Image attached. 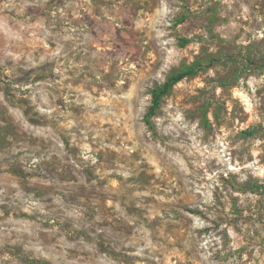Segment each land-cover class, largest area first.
Listing matches in <instances>:
<instances>
[{
	"label": "rangeland",
	"instance_id": "1",
	"mask_svg": "<svg viewBox=\"0 0 264 264\" xmlns=\"http://www.w3.org/2000/svg\"><path fill=\"white\" fill-rule=\"evenodd\" d=\"M0 264H264V0H0Z\"/></svg>",
	"mask_w": 264,
	"mask_h": 264
},
{
	"label": "trees",
	"instance_id": "2",
	"mask_svg": "<svg viewBox=\"0 0 264 264\" xmlns=\"http://www.w3.org/2000/svg\"><path fill=\"white\" fill-rule=\"evenodd\" d=\"M202 65L196 61L190 65H186L181 71L172 74L164 83L156 86L152 90L151 106L145 116V121L150 124L151 119L156 115L161 108L163 98L170 94L173 88L188 77L197 75Z\"/></svg>",
	"mask_w": 264,
	"mask_h": 264
}]
</instances>
